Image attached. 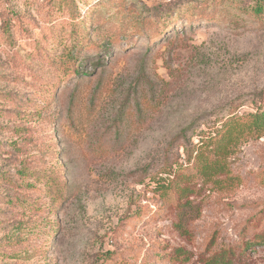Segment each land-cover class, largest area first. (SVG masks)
<instances>
[{
	"label": "rangeland",
	"instance_id": "rangeland-1",
	"mask_svg": "<svg viewBox=\"0 0 264 264\" xmlns=\"http://www.w3.org/2000/svg\"><path fill=\"white\" fill-rule=\"evenodd\" d=\"M186 1L0 0V264H264V136L221 183L179 165L264 101V13L149 22ZM175 166L182 197L156 182Z\"/></svg>",
	"mask_w": 264,
	"mask_h": 264
},
{
	"label": "trees",
	"instance_id": "trees-1",
	"mask_svg": "<svg viewBox=\"0 0 264 264\" xmlns=\"http://www.w3.org/2000/svg\"><path fill=\"white\" fill-rule=\"evenodd\" d=\"M203 1L187 0L186 3L171 7L167 12L156 8L152 10L153 12H149L151 14L148 16L149 22L157 23L154 29H159L164 32L170 27V23L178 15L180 10H194L196 5H201L199 3H203ZM249 8L257 16L263 14L264 0H256V4L249 6ZM135 17L137 19L136 22L139 23L141 18L138 16ZM142 23L145 22L142 21ZM137 31H139V28L132 32L134 34ZM262 104H264V101ZM262 104H258L252 112L238 113L233 111L228 118L223 120L220 127L206 132V135L201 134L199 141L187 150L184 155V163L179 164L180 169H183L185 166H192L195 170V175H200L207 180L214 179L215 182L219 181L217 179L219 175L226 174L229 176L230 167L227 161L228 156L234 153L242 143L252 138L264 136V106ZM191 139L189 138V141ZM175 167L168 170L171 174H174L168 183L162 182L161 179H157L156 182L157 185H160L158 186L160 192L166 193V191L174 189L182 197L190 191V188L188 185H181V179L183 178H181L177 166ZM186 177H190V175ZM221 181L218 183H221ZM226 181L231 180L228 177ZM180 251L178 250V253H184L183 250L180 249ZM207 264H232V260L227 250H221L216 255L210 257Z\"/></svg>",
	"mask_w": 264,
	"mask_h": 264
}]
</instances>
